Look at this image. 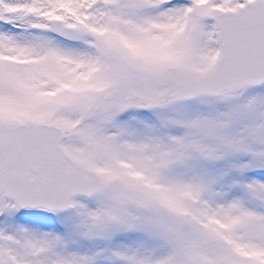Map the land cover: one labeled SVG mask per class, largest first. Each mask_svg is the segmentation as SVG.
Returning a JSON list of instances; mask_svg holds the SVG:
<instances>
[{
  "label": "snow or ice",
  "instance_id": "obj_1",
  "mask_svg": "<svg viewBox=\"0 0 264 264\" xmlns=\"http://www.w3.org/2000/svg\"><path fill=\"white\" fill-rule=\"evenodd\" d=\"M0 264H264V0H0Z\"/></svg>",
  "mask_w": 264,
  "mask_h": 264
}]
</instances>
